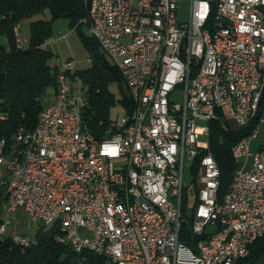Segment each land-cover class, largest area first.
Here are the masks:
<instances>
[{
    "label": "built area",
    "instance_id": "2783aa9c",
    "mask_svg": "<svg viewBox=\"0 0 264 264\" xmlns=\"http://www.w3.org/2000/svg\"><path fill=\"white\" fill-rule=\"evenodd\" d=\"M210 3L191 0L188 20L179 21L178 0L88 1L85 24L123 76L132 108L94 134L83 118L86 91L71 81L76 62L66 59L55 100L34 128L19 127L9 145L0 140L3 213L23 209L35 222L57 224L58 241L78 254H102L109 264H235L248 255L264 235V142L251 150L264 126V0H223L221 49L207 45ZM13 31L23 48L20 22ZM155 76L163 83L158 100H150ZM212 119L226 128L230 121L238 129L250 125L249 139L231 147L236 168L221 196L207 141ZM22 133L29 142H21ZM185 171L198 183L192 227L183 214L190 207ZM154 203L166 206L167 221ZM7 223L3 218L0 234ZM186 228L198 236L199 251L180 239ZM8 236L33 241L16 229Z\"/></svg>",
    "mask_w": 264,
    "mask_h": 264
},
{
    "label": "trees",
    "instance_id": "16d2710c",
    "mask_svg": "<svg viewBox=\"0 0 264 264\" xmlns=\"http://www.w3.org/2000/svg\"><path fill=\"white\" fill-rule=\"evenodd\" d=\"M88 1L0 0V36L6 37V43L0 39V140L4 139L7 145L11 144L19 127L26 130L34 128L44 107L43 95L48 88H56L59 67L49 62L53 54L44 44L51 36L52 21L66 17L74 29H80L86 25L84 19ZM46 12L49 18H31ZM29 18V44L20 48L16 45L13 27ZM84 43L91 65L74 71L71 77L79 78L82 87L85 86L87 103L83 118L94 134H100L112 120L109 112L116 99L110 84L117 83L121 87L125 81L117 66L91 35L84 37ZM119 100L124 111L129 112L133 105L130 95L123 93ZM227 123L228 128L222 125L220 119L209 121L210 149L220 170L218 196L227 191L236 168L231 147L250 127L238 129ZM193 171L195 174L196 166H193ZM5 199V188L0 186V223ZM193 200L196 202L197 198ZM59 233L57 224L47 226L40 223L29 245H22L10 236L0 234V264H109L102 254L90 250L76 253L68 243L57 240ZM179 237L189 246L196 247L198 236L187 228L179 232ZM261 261H264V235L255 239L248 255L239 258L235 264H259Z\"/></svg>",
    "mask_w": 264,
    "mask_h": 264
},
{
    "label": "rangeland",
    "instance_id": "374dc122",
    "mask_svg": "<svg viewBox=\"0 0 264 264\" xmlns=\"http://www.w3.org/2000/svg\"><path fill=\"white\" fill-rule=\"evenodd\" d=\"M190 2L191 0H178L177 6V18L179 21H185L189 18V9H190ZM49 18V14L42 13V14H35L31 18ZM29 19H25L21 23V35L25 36V44L24 47H27L29 44V29H28V22ZM91 34L89 29L86 25H82V27L78 30L74 29L69 22V19L66 17H59L54 19L51 24V36L48 40L44 43L45 47L50 50L53 54L52 58L49 60L51 64H57L60 69H63V63L68 58H73L76 62L74 71L83 70L89 67V63L86 62L87 57H89V52L87 47L84 43V37H89ZM0 39L6 43V37L1 35ZM108 59L111 58L107 55ZM73 71V72H74ZM71 81L76 86L77 84L81 87L79 88L80 91H85V86L82 87L81 81L79 78H72ZM110 89L115 95V104L110 108V117L111 119H117L120 114L124 112V108L120 103V98L122 97L123 93L129 94V89L126 83H122L121 87L117 83L110 84ZM175 100H182L183 98V91L179 88L176 93L174 94ZM55 100V89L48 88L42 98V103L44 106H47L53 103ZM232 125H235L233 121H230ZM201 138H206V136H201ZM259 142H264V126L261 128V132L259 133L258 137L252 141L251 150L255 149V144ZM256 144V145H257ZM249 158V157H248ZM4 176V174H3ZM184 182L186 185H189L188 190V211L184 210L183 214L184 217L188 220L190 227H192L193 222V210L191 206L195 202L193 199L196 200L197 193H198V183L197 179L192 178L191 173L185 171L184 174ZM1 218L8 219V223L6 226V232L1 234L3 236H8L10 234L11 229H16L19 234L22 235H29V237L34 236V232L37 229L39 222H35L31 219L29 214L24 211L23 209H18L15 211H6ZM206 231H214L213 225H208Z\"/></svg>",
    "mask_w": 264,
    "mask_h": 264
},
{
    "label": "bare ground",
    "instance_id": "6f19581e",
    "mask_svg": "<svg viewBox=\"0 0 264 264\" xmlns=\"http://www.w3.org/2000/svg\"><path fill=\"white\" fill-rule=\"evenodd\" d=\"M223 0H211L207 10V18L210 23L207 27V45L214 49H221V41L218 38V16L221 12ZM170 50V43H163L161 45V52H168ZM215 77H223V70H215ZM163 76H155L152 86H150V100H158L160 95V88L162 87ZM250 137V130L239 137L237 141H245ZM207 141H209V131L207 134ZM21 142H29V133H22ZM220 177V172H219ZM135 182H143V175H135ZM154 211L158 215L160 221H167L166 206L163 203H154ZM215 223H222V213H215ZM196 247H192V251H199V241L195 243Z\"/></svg>",
    "mask_w": 264,
    "mask_h": 264
},
{
    "label": "crops",
    "instance_id": "0c3cea01",
    "mask_svg": "<svg viewBox=\"0 0 264 264\" xmlns=\"http://www.w3.org/2000/svg\"><path fill=\"white\" fill-rule=\"evenodd\" d=\"M260 143V142H259ZM257 144V143H256ZM256 144H255V147H256ZM4 213L2 212V215H3Z\"/></svg>",
    "mask_w": 264,
    "mask_h": 264
}]
</instances>
